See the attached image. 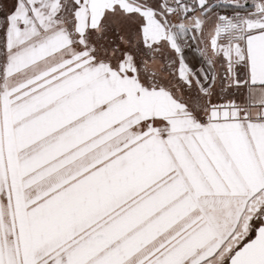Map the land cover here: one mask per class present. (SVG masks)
I'll use <instances>...</instances> for the list:
<instances>
[{"label": "snow or ice", "instance_id": "obj_1", "mask_svg": "<svg viewBox=\"0 0 264 264\" xmlns=\"http://www.w3.org/2000/svg\"><path fill=\"white\" fill-rule=\"evenodd\" d=\"M0 264H264V0H0Z\"/></svg>", "mask_w": 264, "mask_h": 264}]
</instances>
